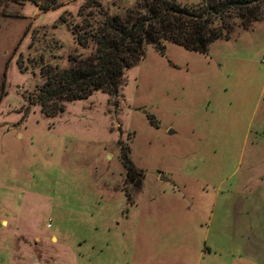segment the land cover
I'll return each instance as SVG.
<instances>
[{
  "label": "rangeland",
  "instance_id": "obj_1",
  "mask_svg": "<svg viewBox=\"0 0 264 264\" xmlns=\"http://www.w3.org/2000/svg\"><path fill=\"white\" fill-rule=\"evenodd\" d=\"M140 1L0 0V264H264V12L147 45L114 95L35 99L74 25Z\"/></svg>",
  "mask_w": 264,
  "mask_h": 264
},
{
  "label": "trees",
  "instance_id": "obj_2",
  "mask_svg": "<svg viewBox=\"0 0 264 264\" xmlns=\"http://www.w3.org/2000/svg\"><path fill=\"white\" fill-rule=\"evenodd\" d=\"M114 9L120 7L113 1ZM264 12V0H202L195 5L177 0H142L135 7L113 15L100 10L71 36L77 50L68 55L69 67L50 69L35 91L41 111L54 117L64 103L87 99L94 91L114 95L122 86L124 72L145 55L147 45L163 52V42L195 53H205L216 40H227L233 25L247 29ZM234 22V23H233ZM86 52V54H84Z\"/></svg>",
  "mask_w": 264,
  "mask_h": 264
},
{
  "label": "crops",
  "instance_id": "obj_3",
  "mask_svg": "<svg viewBox=\"0 0 264 264\" xmlns=\"http://www.w3.org/2000/svg\"><path fill=\"white\" fill-rule=\"evenodd\" d=\"M3 198H5L4 194H3ZM6 224H7V221L5 219L0 220V225H3L5 227Z\"/></svg>",
  "mask_w": 264,
  "mask_h": 264
},
{
  "label": "water",
  "instance_id": "obj_4",
  "mask_svg": "<svg viewBox=\"0 0 264 264\" xmlns=\"http://www.w3.org/2000/svg\"><path fill=\"white\" fill-rule=\"evenodd\" d=\"M169 133H171V131H169ZM160 180L165 181V180H167V178L164 176H161Z\"/></svg>",
  "mask_w": 264,
  "mask_h": 264
},
{
  "label": "built area",
  "instance_id": "obj_5",
  "mask_svg": "<svg viewBox=\"0 0 264 264\" xmlns=\"http://www.w3.org/2000/svg\"><path fill=\"white\" fill-rule=\"evenodd\" d=\"M264 61V60H263Z\"/></svg>",
  "mask_w": 264,
  "mask_h": 264
}]
</instances>
